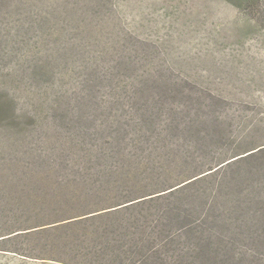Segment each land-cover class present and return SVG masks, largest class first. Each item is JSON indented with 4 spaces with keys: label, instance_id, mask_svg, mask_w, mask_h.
Returning <instances> with one entry per match:
<instances>
[{
    "label": "rangeland",
    "instance_id": "obj_1",
    "mask_svg": "<svg viewBox=\"0 0 264 264\" xmlns=\"http://www.w3.org/2000/svg\"><path fill=\"white\" fill-rule=\"evenodd\" d=\"M186 157L230 162L192 191L219 214L201 229L264 264V7L0 0V236L139 196ZM137 216L2 240L0 264L128 263Z\"/></svg>",
    "mask_w": 264,
    "mask_h": 264
},
{
    "label": "trees",
    "instance_id": "obj_2",
    "mask_svg": "<svg viewBox=\"0 0 264 264\" xmlns=\"http://www.w3.org/2000/svg\"><path fill=\"white\" fill-rule=\"evenodd\" d=\"M227 1L243 8L249 14L259 16V18L263 13L264 0ZM226 161L212 165L207 164L206 161H195L186 157L182 164L184 167L182 173L169 176L170 174L166 173H171V170L165 167V171L159 172L156 176L154 174L146 175L145 181H148L143 186L150 190L147 189L139 196L128 198L122 203L110 207L77 215L64 222H52L37 225L34 228L16 230L0 236V241H18L21 237H29L33 232L38 234L78 228L81 225L121 212L123 209V212L138 211L139 214L134 220L137 226L134 227L136 231L133 232L138 238L137 256L136 259L125 264H191L197 262L201 264H238L242 259V253L233 248L231 241H229L230 246L223 241L218 243L216 238L219 239L220 236L207 234L205 230L201 229L205 221L215 223L219 214L212 213V209L206 210L203 207H198V201L203 192H192L197 185L217 175L220 168L230 163L223 164ZM160 168L163 169L161 166ZM185 170H188L187 173ZM217 190L214 191V197L218 196ZM188 192L190 194L187 195ZM189 195H191L195 207L188 206L183 201ZM84 230L87 231V229ZM84 234L86 236L87 233ZM191 238L196 239L195 243L190 242ZM16 247L8 249V251L34 259L42 258L21 253L20 249ZM225 248L229 249L224 250ZM77 255L84 256L86 262L89 260L88 264H114L105 259L100 261L90 259L92 251L88 249H79ZM61 262L69 264L64 260Z\"/></svg>",
    "mask_w": 264,
    "mask_h": 264
}]
</instances>
